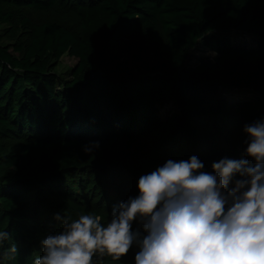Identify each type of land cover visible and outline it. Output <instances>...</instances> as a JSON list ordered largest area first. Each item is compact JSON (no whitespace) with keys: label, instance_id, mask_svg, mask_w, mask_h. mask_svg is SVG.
<instances>
[{"label":"trees","instance_id":"1","mask_svg":"<svg viewBox=\"0 0 264 264\" xmlns=\"http://www.w3.org/2000/svg\"><path fill=\"white\" fill-rule=\"evenodd\" d=\"M201 47L215 55L191 63ZM261 118L264 0H0V264H33L57 212L105 222L168 159L195 155L209 172L236 159L234 137ZM136 251L93 260L134 264Z\"/></svg>","mask_w":264,"mask_h":264},{"label":"clouds","instance_id":"2","mask_svg":"<svg viewBox=\"0 0 264 264\" xmlns=\"http://www.w3.org/2000/svg\"><path fill=\"white\" fill-rule=\"evenodd\" d=\"M242 131V158L224 157L211 172L195 155L168 159L142 174L138 195L113 205L105 222L57 212L60 229L41 240L33 264H96L93 257L105 255L120 261L133 247L134 264H264V118ZM10 238L0 231V246Z\"/></svg>","mask_w":264,"mask_h":264},{"label":"rangeland","instance_id":"3","mask_svg":"<svg viewBox=\"0 0 264 264\" xmlns=\"http://www.w3.org/2000/svg\"><path fill=\"white\" fill-rule=\"evenodd\" d=\"M35 20H40L42 18H49V20H55L56 17H47V16H41L39 14L33 15ZM56 21H61L57 19ZM234 40L236 43L241 44V45H247L249 47H253L255 44L251 37L245 36V35H235ZM213 57V53L208 51L207 49L205 50L203 47L199 48L197 51L194 52V59L191 61V63H199L200 59H211ZM199 61V62H198ZM77 64V60L70 58V57H64L60 63L59 66L56 70V72L61 75L64 78H69L70 71L73 69ZM225 98H228L229 101L232 100H254L256 97L249 93V92H237V91H228L223 94ZM176 108V106L172 103L168 105L166 108H164L161 111V115L165 116L168 113H172V111ZM236 140L231 144V146L228 148V151L236 158L240 159L243 157V152L246 147L245 144V135L241 134L239 136L234 137Z\"/></svg>","mask_w":264,"mask_h":264}]
</instances>
